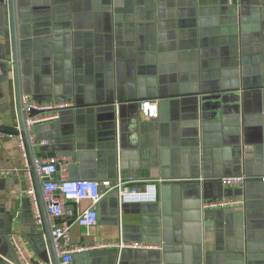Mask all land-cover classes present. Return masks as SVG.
Listing matches in <instances>:
<instances>
[{
	"label": "crops",
	"instance_id": "0c3cea01",
	"mask_svg": "<svg viewBox=\"0 0 264 264\" xmlns=\"http://www.w3.org/2000/svg\"><path fill=\"white\" fill-rule=\"evenodd\" d=\"M4 4L0 126L13 129V73L2 80L11 57L2 59L10 42ZM16 12L19 28L20 21L33 32L43 26L51 40L22 62L24 95L76 105L54 125L35 127L36 158L71 157L57 179L120 175L139 189L148 181L158 186L156 203L122 210L117 197L105 195L98 225L71 231L75 264H116L118 249L97 245L121 237L166 246L125 249L121 264H264V66L253 65L264 61V3L17 0ZM147 101L157 103V118L143 116ZM19 137L0 133V264H22L12 235L35 263L53 264L44 223H34L32 201L22 194L32 184L38 200V177ZM232 176L248 179L223 186ZM234 197L243 205L202 207Z\"/></svg>",
	"mask_w": 264,
	"mask_h": 264
},
{
	"label": "built area",
	"instance_id": "2783aa9c",
	"mask_svg": "<svg viewBox=\"0 0 264 264\" xmlns=\"http://www.w3.org/2000/svg\"><path fill=\"white\" fill-rule=\"evenodd\" d=\"M8 5L9 0H4ZM26 127L30 141L34 146L37 142L35 137V127L44 123L57 121L64 111L75 110V103L72 100L39 102L34 98L24 95L22 98ZM32 111L38 112L30 116ZM142 114L147 119L157 118L158 106L156 102H143ZM20 150L27 162V151L22 136L19 137ZM71 157L35 159V166L40 179L41 192L45 203L46 212L51 227L54 247L59 259V264H74L75 253L79 251L71 246V231L74 226H80L90 231L98 225V206L103 197L109 193L116 192L120 210L124 205L130 204H154L158 201V186L156 181H148L143 189L132 187L129 181L120 175L114 179H57L58 171H66ZM29 171V165H26ZM246 176L224 177L221 183L225 187H242L247 181ZM264 180V178H263ZM100 187L106 189L105 193H100ZM23 195L28 196L32 201L33 219L37 226L43 225V219L38 206L36 190L31 184ZM241 198H223L217 201L204 202L202 207L207 209H229L243 205ZM86 205V206H85ZM12 245L19 255L22 264H37L29 256L21 239L12 235ZM116 247L118 249V259L116 264H121V256L125 249L132 250H159L164 243L153 244L144 242H127L121 237L118 242L110 244H100L97 247Z\"/></svg>",
	"mask_w": 264,
	"mask_h": 264
},
{
	"label": "water",
	"instance_id": "95a60500",
	"mask_svg": "<svg viewBox=\"0 0 264 264\" xmlns=\"http://www.w3.org/2000/svg\"><path fill=\"white\" fill-rule=\"evenodd\" d=\"M261 1L264 3V0H261ZM4 3H5V1H4ZM4 6H5L4 15H6V17L4 16L5 27L7 28V33L9 36L8 39L10 42H9V51L7 53V56H6V54L3 55L2 59L6 60V58H8V56H9V53H10L11 57H10V62L8 63V67H10V68H8V67L6 68L5 73L2 77V80H8L9 79V72L13 73V76L15 79L16 110H17V117H18V121H19V128L11 129V128H5V127L0 126V133H9L11 135L22 136L24 139L26 151H27V156L29 157L32 172L34 173L35 176L37 175V177H38L37 178L38 182H37L36 188H37L39 207H40V211H41V215H42V219H43V223H44V227H45V231H46V238H47L48 245H49L51 255H52V259H53V264H59V259H58V256L56 254V250L54 247L51 227L49 224V219H48V215H47L46 208H45V203H44L42 192H41L40 179H39L37 169L35 166L36 156L33 152V145L30 141L29 133H28V130L26 127V121H25L26 117H25L24 106H23V102H22V98L24 96V86H23V77L24 76L22 73V69H23L22 68V62L23 61H29L32 58L33 53L38 51V48L42 49V48L49 47L51 44V40L49 37V33H47V31L43 30V26L40 27L39 29H37V31L33 32L29 28H27L26 30L21 28L22 22L20 21L19 22L20 28H19L18 20H17V12H16L17 0H9L8 5H6V3H5ZM252 51L257 54L258 58L262 56V53H261V50H260L258 44L254 45V47L252 48ZM263 62L264 61H255L253 63V65L262 68L264 66ZM46 72L49 73L51 71H43V74L46 75L47 74ZM114 103H113V105H114ZM110 107H111V105H110ZM69 111H73V110H69ZM36 114H38V112L32 111L30 113V116H34ZM52 123H54V122H49L48 124L54 125ZM37 127L38 126H36V128ZM37 139H38V141L41 140L40 137ZM120 155H121V151H120ZM52 156H54V155H52ZM54 157H56V156H54ZM114 178H116V176ZM114 178H112V179H114ZM73 179H76V178H73ZM131 186L135 187V185H131ZM99 191H100V193H104L105 188L100 187ZM112 196L117 197V193L112 192L109 197L112 198ZM34 223H35V221H34ZM165 249H166V246H163L161 251L164 252ZM122 258H123V253L121 256V260H122ZM74 264H75V262H74Z\"/></svg>",
	"mask_w": 264,
	"mask_h": 264
}]
</instances>
